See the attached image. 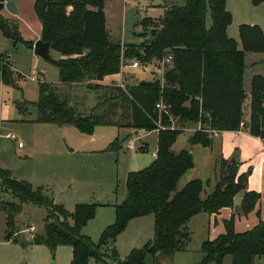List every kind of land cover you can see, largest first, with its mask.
Segmentation results:
<instances>
[{
    "label": "trees",
    "instance_id": "16d2710c",
    "mask_svg": "<svg viewBox=\"0 0 264 264\" xmlns=\"http://www.w3.org/2000/svg\"><path fill=\"white\" fill-rule=\"evenodd\" d=\"M35 11L41 22V40L49 42L58 55L47 60L57 67L61 83L102 80L105 75L117 73L124 58H138L144 64L160 63L171 54L172 60L162 80L153 79L147 85L137 82L124 89L117 85L114 87L117 96L98 100L87 113L77 112L53 89L54 85L44 80L38 82V100L23 101L20 105L23 109L27 104L35 106L36 122L73 125L86 134L92 133L97 125L121 127L110 117L117 107L122 109L129 127L158 131L155 159L127 174L126 195L114 205V221L102 230L98 242L81 234L82 228L94 218L98 204L76 203L68 210L55 203L43 187L34 188L0 166V183L5 189L20 201L46 208L44 234L35 237L34 243L51 249L70 246V264H88L90 258L101 264H145L147 255L153 259L151 264H158L160 254L164 257L184 250L191 239L187 223L192 216L201 212L211 215L232 206L234 196L246 189L247 174L239 173V162L223 158L217 164L215 187L205 196L202 194L207 182L201 179L188 181L180 190H176V184L193 166L190 146L210 144L207 129L236 131L242 122L250 134L264 138L263 76L252 77L247 120L243 111L244 56L246 52H264V30L256 25H240L239 46L238 41L227 35L232 16L226 0H186L184 6L166 7L159 23L144 17L140 24L143 31L152 27L150 36L137 44H121L110 38L105 27L104 0H36ZM0 30L14 42L32 45L22 39L16 24L1 14ZM17 80L7 56L0 54V81L17 89ZM158 101L170 105V115L156 109ZM187 122H200L204 130H196L188 139L189 147L174 153L172 145ZM121 146V140L115 138L105 150L117 151ZM259 198L256 191H245L242 213L252 210ZM0 210L7 215L5 239L9 240L14 217L21 207L4 202L0 203ZM144 215L154 217L151 240L132 249L124 259L118 258L115 249L110 256L102 250L132 218ZM234 219L232 215L224 222L223 233L202 242V258L196 264H222L226 255L230 256L231 264H253L255 258L264 256V218L239 233L234 230Z\"/></svg>",
    "mask_w": 264,
    "mask_h": 264
},
{
    "label": "rangeland",
    "instance_id": "374dc122",
    "mask_svg": "<svg viewBox=\"0 0 264 264\" xmlns=\"http://www.w3.org/2000/svg\"><path fill=\"white\" fill-rule=\"evenodd\" d=\"M227 10L230 12L232 19L227 27V35L236 41L239 40L238 30L240 25H256L264 30V2H259L254 4L252 0H227ZM186 0H104V13H105V27L108 31L110 38L114 41H120L121 44L128 43H140L143 39L149 38L151 26L148 27L146 31H143L140 21L144 17L151 18L154 22H160L163 18L164 9L172 5L184 6ZM211 22L209 14L207 15L206 23L209 25ZM241 46V45H240ZM57 53L53 52V58H56ZM38 69L35 72L38 79H32L31 75L34 73L33 68L31 70V62H26L20 66L18 75L17 85L20 89H15L12 87H5L2 94V100L0 105L8 112L7 115L11 116L12 109L15 111L20 119L30 120L31 117L35 116L36 109L34 105H28L27 111H20L17 108V103H14V96L19 95L17 100H27L29 102H36L39 97V84L38 82L42 78L40 73H43L45 80L52 81L57 78V69L51 63V61L38 58ZM138 60V58H124L122 60L120 70L116 74H120L121 78L119 81H111L106 86L100 89H95L91 85L92 82H87L85 88H76L70 93L66 88L53 87L55 91L59 93L60 96L64 97L68 104L73 105L77 112L87 113L88 106L92 107L97 103L98 100L103 98H111L117 96L118 92L114 90V87L118 85L121 81L124 86H129L136 84L142 79L149 78L150 80L161 78L163 76L165 69L170 65L165 64L164 66L157 61H152L150 63L140 62L139 67L128 66L132 61ZM245 81H247L246 87L249 90L250 85L248 80L251 79L253 74H260L264 77V53L261 52H246L245 53ZM34 65V63H33ZM43 71V72H42ZM34 73V76H35ZM36 78V77H35ZM42 80V79H41ZM162 80V79H161ZM96 98V99H95ZM244 114L246 113V106H243ZM113 120L118 121L122 126L120 127L122 131L127 132V137L135 141V151L139 155L140 159L142 156L149 159L152 156V151L157 149V132L153 130L146 131L144 133H138L140 129L129 127L128 120L125 119V115L122 113V109L116 108L114 115L110 116ZM245 118V116H244ZM10 121H4L0 124V159L2 164L5 165L6 169H9L12 175L18 179L27 180L32 186L46 187L47 183H53L51 175L54 173V168L52 162L54 159L50 155H46L44 150H51V148L45 144L38 142V146H34L36 152L34 153H24V151L19 150L16 142L7 138L8 133H14L16 137H20L25 143V148L29 146L28 138L26 137V130L21 128L13 118ZM10 123V124H9ZM15 125V126H14ZM190 124H185L183 126V131L177 136L174 149H178L179 146L183 145L187 141L189 132L185 126ZM70 127V128H69ZM185 127V128H184ZM64 131L62 130L65 138L61 135V140L65 143L73 146H99L100 137H96L98 133H108L103 138H111L117 136V129L112 126H101L98 128L96 133L92 132L90 134H82L73 126H64ZM67 129H72L75 135L78 137L75 141L73 136L70 137L67 134ZM130 132V133H129ZM94 133V134H93ZM129 133V134H128ZM122 136V132L120 133ZM80 138V139H79ZM105 139V140H106ZM37 141H39L37 139ZM142 143L146 144L145 149H139ZM76 144V145H75ZM45 146V148H43ZM156 147V149H155ZM196 150L194 152V166L190 168L184 178L194 176V178H199L205 180L211 178L206 174L208 172L204 171V147L197 144ZM125 153L121 151L119 154V161H116V157L110 163V169L107 165H98L95 157L96 154L89 155L91 158L82 161L83 163L74 165V168L78 167V176H72L68 182H65L64 187H61L57 191L54 202L60 203L65 206L66 209L72 210L74 204L76 203H100L107 204L103 208H99L97 215L88 224H86L82 230L81 234L89 237L93 242H98L101 234V225L106 216L111 211L113 204L119 202L122 196L125 197L126 193V166L127 157L133 154L130 150H124ZM84 155V154H83ZM77 157V156H75ZM79 157H82L81 155ZM144 160V159H143ZM145 160L143 162H145ZM140 164V163H139ZM135 164L132 166L134 170H140L147 165ZM59 165V164H58ZM73 166V165H72ZM138 166V167H135ZM138 168V169H136ZM111 172L112 183L110 184L106 179V173ZM193 178V179H194ZM182 181V180H181ZM177 183L176 189H180V184ZM79 186L87 189V194L75 195L76 187ZM60 197V199H59ZM123 197V198H124ZM84 200V201H75ZM123 200V199H122ZM121 200V201H122ZM13 203L20 204L21 210L14 217V227L11 232V238L9 240L5 239V234L7 230V219L6 212L0 210V264H70L72 258V248L68 245H58L54 249H51L45 244L34 243V238L43 235L44 233V220L46 217V208L43 205L32 203L30 201H20L18 197L14 196L11 191L5 189L0 183V203ZM113 211V209H112ZM114 212V211H113ZM100 213V214H98ZM147 221H149V235L152 236L149 240L153 238L154 235V217L153 215L146 216ZM149 217V218H148ZM194 221V220H193ZM187 223L189 230L191 231V239L188 242L186 249L176 252L175 254L168 255L167 257H162L164 254L159 255L158 264H196L202 258V253L200 251V245L202 238L207 233V226L204 227V218L198 222ZM128 224V223H127ZM30 226H34L33 231H28ZM18 230V232H14ZM129 231V230H127ZM117 236V243H108L103 247V251L107 253L108 256L111 255L113 249H115L116 254L119 259H124L130 251L127 244L121 243L122 236ZM124 239V238H123ZM147 242V241H146ZM115 246V248L113 247ZM163 258V259H162ZM106 260H110L106 258ZM145 264H151L152 259L150 255L145 258ZM88 264H101L95 259L90 258ZM222 264H231L230 256L226 255ZM253 264H264V256L255 258Z\"/></svg>",
    "mask_w": 264,
    "mask_h": 264
},
{
    "label": "crops",
    "instance_id": "0c3cea01",
    "mask_svg": "<svg viewBox=\"0 0 264 264\" xmlns=\"http://www.w3.org/2000/svg\"><path fill=\"white\" fill-rule=\"evenodd\" d=\"M35 2L36 0H16V6H17V11L15 14L9 13L6 9H2L0 11V14L10 21L11 23L16 24L18 31L24 41L31 42L32 45L28 46L24 42H14L12 39L6 37L2 31L0 30V54H5L8 58L9 64L12 68V70L17 74L19 72L20 66L22 64H25L26 62H31V70L33 68V72L39 74V69H38V63L39 59L42 58L40 56H37L33 53V44L37 39L41 38V22L38 18V15L35 11ZM227 2V0H226ZM227 6V3H226ZM105 12V11H104ZM228 34V33H227ZM239 46L241 45L239 40H238ZM53 50L51 49V53L53 56ZM264 53V52H261ZM58 56V55H57ZM56 56V58H57ZM34 63V65H33ZM244 63H245V56H244ZM57 69V67H55ZM245 64H244V73H243V90H244V102L243 106H246V113L244 114L245 118L244 120H247V115L249 112V103H250V88H251V80L254 75H260V74H253L251 76V79L248 80L250 88L249 90L246 87L247 81H245ZM43 72V71H42ZM34 73L31 75V77L34 75ZM44 73V72H43ZM40 73L42 76V80L54 85L55 87L58 88H66L70 93L73 91V89L76 88H85V85L83 86L80 83L68 85L61 83L59 80V75H58V69H57V78L56 80L52 81H47L45 80V73ZM35 73L36 78L38 79L37 75ZM262 76V75H261ZM121 78V72L120 74H108L105 75L102 80L99 81H91L92 84H100L101 87L95 88V89H100L106 86L108 83L111 81H119ZM20 79V77H19ZM18 79V80H19ZM33 79V78H32ZM40 79V81H41ZM160 80L162 79L159 78ZM142 80H150L149 78H145ZM141 81V80H140ZM86 84V83H85ZM93 86V85H91ZM117 86V85H116ZM5 87H10L2 84L0 81V103L4 102L2 100V94L4 92ZM20 88H17V90ZM19 95L14 96L13 100L14 103H17V108L20 111H27L28 105L27 104L26 108L23 109L20 107V105H23V101L27 100H17V97ZM20 97V96H19ZM96 99V98H95ZM73 106V105H72ZM91 107H87L86 109H90ZM36 109V108H35ZM87 110V111H88ZM83 113V112H82ZM8 112L5 111V109L0 105V124L3 123L4 121H10V118H13V121H16L17 123H12L15 125H19L21 128L26 130V137L28 138L29 141V146L25 148L26 143L20 138L17 137L18 140L22 141V146L19 147V150L24 151V153H34L36 152V149L34 146H38V142H41V144H45L51 148V150L47 151L44 150V153L46 155H50L54 159L52 162L53 168H54V173L51 175L53 179V183L51 184H46V187H43L44 191L50 195L53 200L55 199V196L57 195V191L61 189V187H64L65 182H68L72 176H78V167L76 166L74 168V165L81 164L83 163L82 161L87 160V158H91V155L96 154L98 157H95L96 162H98V165H107L108 169H110V163L112 160H114V157H116V161H119V154L118 152L121 151L122 153H125L124 150L125 148L130 150V152H133L132 155L129 154L127 159V166H126V173L128 174L131 172L133 169L132 166L135 164L139 165H147L150 164L156 157V151H152V156L149 159H146L142 156V158L145 160L143 162V159H140L139 155H137V152H134L136 149L135 147V141L133 139H130L128 136L127 137V132L122 131L120 127L116 125H97L94 127L93 132L96 133L98 128L101 126H112L117 129V136L106 139L103 138L105 137L108 133H98L96 137H100V145L99 146H78L79 142L76 140L78 137L75 135L74 131L72 129H67V134L74 138L75 141H77V146L69 145L64 142V140H61V135L63 138H65V135L63 134L62 130L64 131V126H73V125H63V126H58L53 123H45V122H36L35 118L37 115V112L33 118L31 117L30 120H24L20 119L19 115L12 109V114L11 116L7 115ZM10 124V123H9ZM186 124H190L189 126H185L187 129V132H189L187 141L179 146L178 149H174V145L176 141L172 145V150L174 153H178L180 150L188 148V139L189 137L196 131L198 130V127L200 126L199 122H187ZM14 125V126H15ZM76 128L75 126H73ZM184 127V128H185ZM70 128V127H69ZM183 128V126H182ZM77 129V128H76ZM78 130V129H77ZM79 131V130H78ZM153 131H156L158 134V131L154 129ZM80 132V131H79ZM122 132V136H120V133ZM146 132L145 130H140L138 133H144ZM82 133V132H80ZM93 133V134H94ZM130 133V132H129ZM128 133V134H129ZM85 134V133H82ZM106 134V135H104ZM109 135V134H108ZM210 137V144L208 146H203L204 147V171L206 170L208 172V175L211 178H207L205 180H202L204 182H207V185L204 188L203 196H205L207 193L213 190L215 187V183L217 180V164L218 161L223 158L226 160H231L234 159L239 162V173H245L247 174V183H246V189L238 192L234 198H233V205L229 207H223L221 208L217 213H213L211 215L207 213H198L190 218L188 221L191 222H198L202 218H204V227L207 226V233L202 238V242L205 241L206 239H213L219 234L223 233L225 231V226L224 222L228 220L232 215L235 216L234 219V230L236 232H244L250 228H252L258 221L259 219L264 218V138H261L259 136H254L250 134L245 126H241L239 130L236 131H231V130H216L213 131L209 134ZM118 138L121 140V148L117 151H106L105 148L115 139ZM9 139V138H8ZM37 139L39 141H37ZM80 139V138H79ZM106 139V140H105ZM11 140V139H10ZM177 140V138H176ZM15 141V140H13ZM16 142V141H15ZM128 143H132L133 146L132 148H129L127 146ZM17 145V142H16ZM76 145V144H75ZM192 145L190 146L191 151H192V156H194V152L196 150V146ZM139 149L143 150L146 148V144L142 143L140 145ZM202 146V145H201ZM18 147V145H17ZM45 148V146H43ZM156 149V147H155ZM84 154V155H83ZM89 154V155H85ZM82 157H79V156ZM77 156V157H75ZM194 161V157H193ZM59 164V165H58ZM73 165V166H72ZM0 166L2 168H6L4 164H2L1 159H0ZM194 166V163H193ZM192 166V167H193ZM138 167V166H135ZM191 167V168H192ZM138 169V168H136ZM189 170V169H188ZM187 170V171H188ZM136 171V170H134ZM186 171V172H187ZM184 172L182 176L179 178L178 182L181 181L180 187L182 188L188 181L192 180L194 176H190L188 178H184L183 176L185 175ZM126 174V177H127ZM106 179L108 182L111 184L112 183V174L111 172L106 173ZM196 179V178H194ZM199 179V178H198ZM177 186V184H176ZM180 188V189H181ZM179 189V190H180ZM178 190V189H176ZM250 190V191H256L257 193L260 194L259 200L256 202L254 208L247 212L246 214H243L242 211L240 210L242 198L244 195V192ZM87 189L84 187L79 186L76 187L75 190V195L76 197L80 194L83 195L82 193H86ZM126 195V193H125ZM124 196H122L121 200L124 199ZM60 199V197H59ZM117 201L115 204H119L122 201ZM75 201H84V200H75ZM86 203V202H85ZM110 208L111 211L108 213L106 216V220L102 222L101 228L102 230L113 223L114 218H115V207L114 205ZM75 205V204H74ZM107 204H100L98 203V206L96 208V215L99 208H103V206H106ZM100 214V213H98ZM95 215V216H96ZM94 216V217H95ZM147 215L144 216H138L135 218H132L128 224L126 225L125 229L119 233L117 236L119 237L121 234H125L122 236V241L121 243L127 244L129 246V249H134V248H140L143 246L148 239H150L152 236L149 235V221H147L146 217ZM149 218V217H148ZM93 220V218L91 219ZM89 220L87 224L91 221ZM188 226V225H187ZM35 228V227H34ZM189 229V228H188ZM101 230V232H102ZM129 230V231H127ZM190 231V230H189ZM14 232H18L14 230ZM30 232V231H29ZM191 232V231H190ZM44 234V233H43ZM124 238V239H123ZM117 237L115 240L112 242V244L117 243ZM201 242V244H202ZM187 246V245H186ZM201 246V245H200ZM115 248V246H113ZM186 249V247H185ZM179 252V251H176ZM174 252L173 254H175ZM167 257V256H165ZM164 257V258H165ZM152 259V257H151ZM163 259V258H162ZM153 260V259H152ZM231 262V258H230Z\"/></svg>",
    "mask_w": 264,
    "mask_h": 264
},
{
    "label": "water",
    "instance_id": "95a60500",
    "mask_svg": "<svg viewBox=\"0 0 264 264\" xmlns=\"http://www.w3.org/2000/svg\"><path fill=\"white\" fill-rule=\"evenodd\" d=\"M2 9H6L9 13L15 14L17 11L16 0H0V11ZM33 53L44 59L50 58L52 56L51 44L41 40V38L37 39L33 44ZM139 83L141 85H147L150 83V80H141Z\"/></svg>",
    "mask_w": 264,
    "mask_h": 264
},
{
    "label": "built area",
    "instance_id": "2783aa9c",
    "mask_svg": "<svg viewBox=\"0 0 264 264\" xmlns=\"http://www.w3.org/2000/svg\"><path fill=\"white\" fill-rule=\"evenodd\" d=\"M171 60H172V56L171 54H168L165 58H163L160 63L162 66H164L165 64H169L171 63ZM140 61L138 60H134L132 61L128 66H133V67H139L140 66ZM32 78H35L34 75L32 76ZM120 87H122L123 89L125 88L123 82L121 81L119 84H118ZM156 109H158L159 111H162L168 115H170V105L163 102V101H158L155 105ZM200 123V122H199ZM243 125V123L241 122V126ZM173 127V126H172ZM199 129H203L202 128V125L200 123V126L198 127V130ZM204 130V129H203ZM213 131H216V130H210V129H207L206 132L207 133H211ZM7 138L11 139V140H15L17 142V145L18 147H21L22 146V141L18 140V138L15 136L14 133H8L7 135ZM127 146L129 148H132L133 144L132 143H128ZM28 231H33L34 230V226H30L28 229Z\"/></svg>",
    "mask_w": 264,
    "mask_h": 264
}]
</instances>
